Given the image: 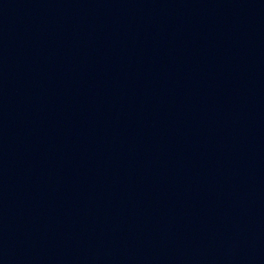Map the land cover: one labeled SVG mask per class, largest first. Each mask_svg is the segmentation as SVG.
<instances>
[{"label": "water", "instance_id": "obj_1", "mask_svg": "<svg viewBox=\"0 0 264 264\" xmlns=\"http://www.w3.org/2000/svg\"><path fill=\"white\" fill-rule=\"evenodd\" d=\"M0 264H264V0H0Z\"/></svg>", "mask_w": 264, "mask_h": 264}]
</instances>
